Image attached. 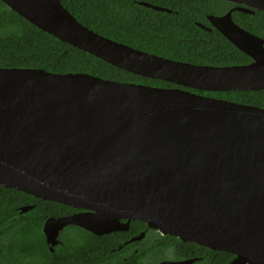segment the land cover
Listing matches in <instances>:
<instances>
[{
    "label": "water",
    "instance_id": "water-1",
    "mask_svg": "<svg viewBox=\"0 0 264 264\" xmlns=\"http://www.w3.org/2000/svg\"><path fill=\"white\" fill-rule=\"evenodd\" d=\"M1 1L62 42L177 86L0 68V186L86 210L47 219L51 252L67 226L103 235L140 220L233 254L229 264H264V108L184 89L264 90V39L238 26L232 11L210 15L252 62L197 65L107 38L80 23L63 0ZM225 1L264 11V0Z\"/></svg>",
    "mask_w": 264,
    "mask_h": 264
},
{
    "label": "trees",
    "instance_id": "trees-1",
    "mask_svg": "<svg viewBox=\"0 0 264 264\" xmlns=\"http://www.w3.org/2000/svg\"><path fill=\"white\" fill-rule=\"evenodd\" d=\"M148 3L167 9L156 10ZM67 10L84 26L133 48L180 62L206 66L246 65L252 59L239 50L208 21L232 6L225 0H63ZM234 18L250 32L264 37V12L235 13ZM203 25V27L200 26ZM0 68H33L49 72L88 73L104 79L157 87L176 85L132 74L84 52L37 28L0 0ZM186 89V88H184ZM191 91L264 108V90L209 92ZM24 206H34L21 213ZM76 210L61 203L0 186V264H159L169 258L176 240L182 248L207 250L175 237L151 236L134 254L111 253L113 240L102 239L79 227L68 228L62 243L51 252L43 227L50 217L68 216ZM144 222H134L136 224ZM116 241V239L114 238ZM109 242V244H108ZM108 244V245H107ZM107 245V246H105ZM186 251V249H185ZM129 253V252H128ZM178 256L182 252L174 251ZM215 262L228 264L217 252ZM123 257L127 262H123ZM113 259L116 261L113 262ZM154 260L156 262H150Z\"/></svg>",
    "mask_w": 264,
    "mask_h": 264
},
{
    "label": "flooded vegetation",
    "instance_id": "flooded-vegetation-1",
    "mask_svg": "<svg viewBox=\"0 0 264 264\" xmlns=\"http://www.w3.org/2000/svg\"><path fill=\"white\" fill-rule=\"evenodd\" d=\"M229 3H231L232 6L229 8V10L226 13H228L229 11H232V17H233L234 22L238 26H240L241 28H243L246 31L250 32L249 30L244 28L240 22H237L236 19L234 18V14L236 12L237 13H246V14H248V12H245V11L241 10V9L246 8V6L242 5V4L232 3V2H229ZM259 11H262V10H259ZM255 12H256V9H253V12L249 13V14H255ZM226 13L221 14V15H214V16H223ZM209 16L210 15L207 16V19H208ZM250 33H252V32H250ZM252 34H254V33H252ZM254 35H256V34H254ZM256 36H258V35H256ZM258 37L264 39V37H262V36H258ZM186 90H190V89L186 88ZM193 90H196V89H193ZM73 209H75L76 211L74 213L70 214V215L86 212V210H84V209H78V208H73ZM70 215H68V216H70ZM60 217H63V216H60ZM138 221H140V220H132V221L129 222V226L128 227H124L121 230L113 231L111 233H107V234H103V235H98V234L92 233L90 231H87L85 229L84 230L89 232V233H91V234H93V235H95V236H97V237H100L102 239L105 237L106 239L109 238L110 240H113L112 244H116L117 243V246L111 248V250H110L111 253L112 254L113 253H118L119 254V253L123 252L124 255H126V254L134 255L140 250V248L147 247L148 243L146 242V240L149 239L153 235H155L156 237H160V238L161 237L171 236V235H164L158 230L150 229L146 222H144L146 224L145 227L142 224H140V223L136 224V225H134V227H132L133 223L134 222L137 223ZM121 222L123 224H126V223H128V220L127 219H121ZM140 222H143V221H140ZM71 227H77V226H67L66 228H64V230L61 231V233L59 235V240L60 241H61L62 235L67 232L66 230L68 228H71ZM81 229H83V228H81ZM172 237H174V236H172ZM114 238L116 239V241L114 240ZM175 238L177 240H179L180 242H182V243H193V242H184V241H182L181 239H179L177 237H175ZM171 242L173 243V245H175V247H171V248L168 249V251H170L169 254L171 256L169 258L160 260L159 264H163L164 262H194L192 264H195L196 262H215L216 259H217L216 257L218 255L217 252H222V251L213 250V249H210L208 247L201 246V245H199V246L203 247L204 249H208L209 251H207V250H202V251L197 250L196 251L195 249L191 250V248L189 246L188 247L186 246V248H182V246H180L179 243L176 240H172ZM61 243H62V241H61ZM108 244H109V242H108ZM193 244H196V243H193ZM107 245H105V246H107ZM196 245H198V244H196ZM185 249H186V251H185ZM54 250H55V248H54ZM174 251L182 252V254H178V256H175V254H173ZM224 253H227V252H224ZM228 254H230V253H228ZM231 255H233V254H231ZM126 256H128V255H126ZM233 259L234 258L231 259L230 257L225 256L221 260H222V262H229L230 263V262L233 261ZM115 261L116 260L113 259V262H115ZM122 261L123 262H127V258L123 257ZM150 262H156V261L150 260Z\"/></svg>",
    "mask_w": 264,
    "mask_h": 264
}]
</instances>
